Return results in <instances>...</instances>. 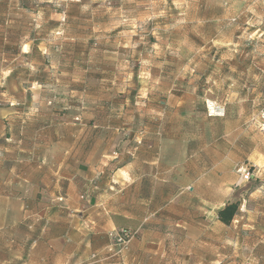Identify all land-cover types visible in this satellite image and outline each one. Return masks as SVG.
<instances>
[{
    "label": "crops",
    "instance_id": "1",
    "mask_svg": "<svg viewBox=\"0 0 264 264\" xmlns=\"http://www.w3.org/2000/svg\"><path fill=\"white\" fill-rule=\"evenodd\" d=\"M28 9L0 0V264H223L225 245L253 251L236 215L217 217L238 203L235 168L264 167L234 82L224 116L208 117L214 97L169 68L122 91L90 66L80 79L78 61L31 35ZM119 229L136 235L114 257Z\"/></svg>",
    "mask_w": 264,
    "mask_h": 264
},
{
    "label": "rangeland",
    "instance_id": "2",
    "mask_svg": "<svg viewBox=\"0 0 264 264\" xmlns=\"http://www.w3.org/2000/svg\"><path fill=\"white\" fill-rule=\"evenodd\" d=\"M17 1L29 7L31 35L42 34L65 63L78 61L80 79L90 66L91 81H112L122 91L169 68L177 83L199 81L220 105L223 83L234 82L264 148V0ZM240 165L253 177L237 188L233 224L244 225L240 235L255 248L245 241L225 245L223 264H264V167Z\"/></svg>",
    "mask_w": 264,
    "mask_h": 264
},
{
    "label": "built area",
    "instance_id": "3",
    "mask_svg": "<svg viewBox=\"0 0 264 264\" xmlns=\"http://www.w3.org/2000/svg\"><path fill=\"white\" fill-rule=\"evenodd\" d=\"M208 117H223L224 107L216 101L207 99L204 103ZM235 173L238 176V183H246L253 177V172L244 165L236 167ZM136 233L128 229H119L110 236L113 238V256H121L128 248L129 243L135 237Z\"/></svg>",
    "mask_w": 264,
    "mask_h": 264
},
{
    "label": "trees",
    "instance_id": "4",
    "mask_svg": "<svg viewBox=\"0 0 264 264\" xmlns=\"http://www.w3.org/2000/svg\"><path fill=\"white\" fill-rule=\"evenodd\" d=\"M238 211V203H230L227 204L222 210H220L217 213L218 220L225 224L228 225L231 223L233 220L234 216L237 214Z\"/></svg>",
    "mask_w": 264,
    "mask_h": 264
}]
</instances>
